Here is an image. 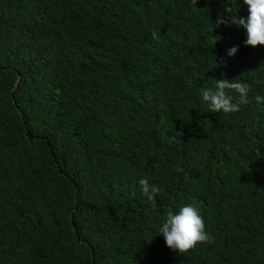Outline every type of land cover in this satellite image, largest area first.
Segmentation results:
<instances>
[{"label":"trees","instance_id":"16d2710c","mask_svg":"<svg viewBox=\"0 0 264 264\" xmlns=\"http://www.w3.org/2000/svg\"><path fill=\"white\" fill-rule=\"evenodd\" d=\"M228 15L243 0H0V264H264V46ZM222 80L247 103L211 113ZM186 204L209 239L180 254L158 226Z\"/></svg>","mask_w":264,"mask_h":264},{"label":"clouds","instance_id":"9594fccd","mask_svg":"<svg viewBox=\"0 0 264 264\" xmlns=\"http://www.w3.org/2000/svg\"><path fill=\"white\" fill-rule=\"evenodd\" d=\"M247 6V17L237 16L233 21L228 15L227 20L218 17L215 27L220 25H232L242 29L245 34V47L256 48L264 46V0H243ZM229 14V10L225 9ZM154 38H157L154 34ZM237 46H233L227 52L229 58L235 56ZM227 82V83H226ZM235 89L239 99L233 102L225 89ZM200 98L207 105L211 113H232L239 109L241 104L247 103V88L240 84H233L227 80L215 81V87L201 88ZM257 102L264 101V96H257ZM141 191L147 199H155L158 189L151 185L146 179L139 181ZM160 235L164 239L165 246L174 252L183 254L193 249L198 243L206 242L209 237L205 231L202 215L198 209L191 204L181 206L178 210L170 211L158 226Z\"/></svg>","mask_w":264,"mask_h":264},{"label":"water","instance_id":"95a60500","mask_svg":"<svg viewBox=\"0 0 264 264\" xmlns=\"http://www.w3.org/2000/svg\"><path fill=\"white\" fill-rule=\"evenodd\" d=\"M27 138H28V140H30V141L33 140V136H32L30 133L27 134Z\"/></svg>","mask_w":264,"mask_h":264}]
</instances>
